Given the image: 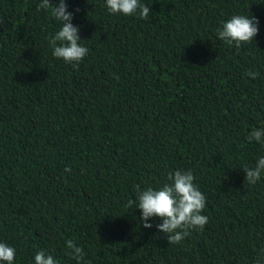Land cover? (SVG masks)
I'll return each instance as SVG.
<instances>
[{
  "label": "trees",
  "instance_id": "16d2710c",
  "mask_svg": "<svg viewBox=\"0 0 264 264\" xmlns=\"http://www.w3.org/2000/svg\"><path fill=\"white\" fill-rule=\"evenodd\" d=\"M140 2L146 20L66 0L89 49L77 70L52 55L61 23L41 0H0V242L14 264L41 250L77 264L68 240L81 264H264V174L252 185L244 170L264 156L247 139L264 128V0ZM237 14L259 20L239 49L217 34ZM189 169L208 223L170 244L127 202Z\"/></svg>",
  "mask_w": 264,
  "mask_h": 264
},
{
  "label": "clouds",
  "instance_id": "9594fccd",
  "mask_svg": "<svg viewBox=\"0 0 264 264\" xmlns=\"http://www.w3.org/2000/svg\"><path fill=\"white\" fill-rule=\"evenodd\" d=\"M106 7L110 14L138 16L145 20L151 11V8L142 4L140 0H106ZM48 9L51 10L55 20L61 23V28L50 38L52 55L78 70L80 62L88 55L89 49L79 43L80 29L72 23L74 14L68 11L66 0H59L55 6L51 0H41L37 10ZM258 25L259 20L254 16L233 15L227 21H222V28L217 31L218 38L230 46L234 44L239 49L243 44L254 40L259 32ZM258 75V72L251 70L247 72V76L252 79L257 78ZM247 139L249 142L256 141L264 146V128H253ZM244 170L245 181L252 185L256 184L264 174V156L257 159L254 168L244 167ZM65 172H71V168H65ZM167 179L171 183H166L159 189H153L151 186L140 189L137 186L136 200L130 199L127 206L132 207L135 204L136 208L141 210L144 228L153 227L148 223L151 218H160L162 223L156 225L157 229L168 234L167 239L170 244H180L190 235L191 230L197 228L202 230L208 223V217L202 214L206 207V197L194 184L195 177L190 169L170 172ZM66 247L69 250L68 255L76 260L77 264H81L85 256L82 247L76 246L72 240L66 241ZM15 258L16 249L0 242V262L14 264ZM34 260L35 264H56L54 257L43 250L35 254Z\"/></svg>",
  "mask_w": 264,
  "mask_h": 264
}]
</instances>
